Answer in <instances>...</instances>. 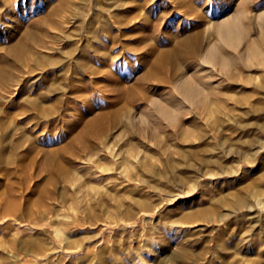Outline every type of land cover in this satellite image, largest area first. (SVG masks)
<instances>
[{"label": "rangeland", "instance_id": "rangeland-1", "mask_svg": "<svg viewBox=\"0 0 264 264\" xmlns=\"http://www.w3.org/2000/svg\"><path fill=\"white\" fill-rule=\"evenodd\" d=\"M0 264H264V0H0Z\"/></svg>", "mask_w": 264, "mask_h": 264}, {"label": "bare ground", "instance_id": "bare-ground-1", "mask_svg": "<svg viewBox=\"0 0 264 264\" xmlns=\"http://www.w3.org/2000/svg\"><path fill=\"white\" fill-rule=\"evenodd\" d=\"M190 4H191V2H189ZM189 3H187V5L186 6H188V4ZM232 20V19H231ZM233 22H235V21H233ZM232 21L231 22H225V23H223V24H220L219 26H218V32L220 33V36H224L225 35V31L227 32V31H237V30H235L234 28H235V24L233 23ZM236 23V22H235ZM235 34H237V33H235ZM236 37H237V35H235ZM239 36H240V33H239ZM253 47H254V45H252ZM195 50V49H194ZM187 56H189V55H187ZM183 57V56H182ZM183 58H185V57H183ZM221 59H222V62L223 63H225L226 64V59L224 58V57H221ZM186 60V59H185ZM157 63H158V65L160 64L161 65V59H158L157 60ZM157 65V64H156ZM182 84V85H181ZM181 84H180V87H178L177 86V89L178 88H181V89H179V90H181V92L183 93V95H184V97L185 98H187V96H188V99H189V97H193V95H192V93H193V90L192 89H194L193 88V86H195L194 84L192 85V83L190 82V80L189 81H186V82H181ZM196 89V88H195ZM181 93V94H182ZM127 98V97H126ZM172 99H173V97H171ZM180 98H182V97H180ZM195 98V97H194ZM193 98V99H194ZM206 98V97H205ZM204 98V99H205ZM130 99H132V98H130ZM157 99V98H156ZM187 99V100H188ZM127 100H129L128 98H127ZM178 100V99H177ZM190 100V99H189ZM132 101V100H131ZM128 102V101H127ZM158 102V104L160 103V101H157ZM130 103V102H129ZM156 103V102H155ZM208 103V102H207ZM157 104V103H156ZM157 104V105H158ZM162 104V103H161ZM161 104H160V106H159V108L161 107ZM152 105V104H151ZM165 105V104H164ZM163 105V106H164ZM200 105V104H199ZM163 106H162V108H163ZM196 106H198V105H196ZM208 106V105H207ZM166 107V109H167V107H168V105L167 106H165ZM164 107V108H165ZM169 107H170V105H169ZM162 108H160V109H162ZM172 109H174L173 107H171ZM171 108L169 109L168 108V110L166 111V113H169L168 111H170L171 110ZM203 108V107H202ZM158 109V108H157ZM166 109H164V114H166L165 113V110ZM207 109H208V107H207ZM159 110V109H158ZM119 111V110H118ZM160 111V110H159ZM130 112V111H129ZM162 112H163V109H162ZM161 112V113H162ZM171 112V111H170ZM207 112V111H206ZM115 114H114V116H113V126L114 125H117V124H119V122H120V116H119V114L117 113V110H116V112H114ZM182 113V112H181ZM101 114V113H100ZM99 114V115H100ZM180 115V114H179ZM98 117V116H97ZM106 117V115H101L100 116V120L102 121L104 118ZM109 117V116H108ZM108 117H106V118H108ZM99 118V117H98ZM106 118H105V120H106ZM217 120V119H216ZM112 121H111V123H112ZM104 122V121H103ZM106 123H98V124H96V123H90L89 125H87V127H85L84 129H82L81 131H80V133L78 134V137H77V139L76 140H74L73 142L74 143H72V145L73 144H76V146H78V147H80L81 149H83V150H85V151H93V150H96V148H97V151L100 149L101 150V148H102V146L103 145H101V144H104V142H108L109 141V135H110V130L112 129V128H110V126H107L109 123H107V125H105ZM217 124V123H216ZM17 143V142H16ZM69 146V145H68ZM15 147V146H14ZM17 148V147H16ZM74 149L76 148V147H73ZM70 149V148H69ZM72 149V148H71ZM73 149V150H74ZM76 150V149H75ZM79 150V149H78ZM99 150V151H100ZM80 151V150H79ZM108 153H109V151H108ZM111 153H112V151H111ZM114 153V152H113ZM73 154H74V152H73ZM104 154H107V152H105ZM115 154V153H114ZM99 155H102V154H99ZM112 155V154H111ZM75 156V155H74ZM77 156V155H76ZM106 156V155H105ZM102 158H103V156H101ZM107 157V156H106ZM203 161H206V158H203V157H200ZM97 163V162H96ZM58 168V167H57ZM208 170V169H207ZM57 172H59V170L57 171ZM61 172L63 173V171L61 170ZM59 174V173H58ZM61 174V173H60ZM53 176H55V174L53 173ZM56 176L58 177V176H61V175H57L56 174ZM53 178V177H52ZM54 180H55V178H54ZM243 200H242V198H238L235 202H233L231 205H233V207H237L238 209L241 207L240 205H242V202ZM240 206V207H239ZM236 208V209H237ZM196 212L197 211H189V212H186L185 213V216L186 217H188L189 218V216H192V215H195L196 214ZM184 216V217H185ZM183 217V218H184ZM187 219V218H186ZM185 219V220H186Z\"/></svg>", "mask_w": 264, "mask_h": 264}]
</instances>
